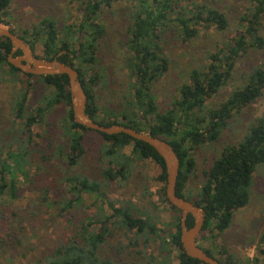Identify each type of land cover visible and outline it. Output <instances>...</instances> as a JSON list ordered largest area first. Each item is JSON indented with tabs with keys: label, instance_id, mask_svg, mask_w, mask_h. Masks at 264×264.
<instances>
[{
	"label": "rangeland",
	"instance_id": "obj_1",
	"mask_svg": "<svg viewBox=\"0 0 264 264\" xmlns=\"http://www.w3.org/2000/svg\"><path fill=\"white\" fill-rule=\"evenodd\" d=\"M195 4L219 9L228 18L229 25L224 31L200 25L199 35L191 40H184L180 29L173 24L164 32L160 43L168 67L153 88L161 110L172 106L179 96V88L189 81L191 70L209 64L210 54L243 30L241 17L251 7L250 0H178L174 16ZM79 5L78 0H12L3 15L4 25L31 40L34 26L49 18L55 22L61 39H72L74 23L80 17ZM142 7L143 0H117L109 7L104 6L97 16L104 33L97 42L96 63L89 70L99 75L94 87L101 118H113L112 113L129 108L127 96L134 80L127 66L129 31L135 14ZM261 33L264 36V26ZM37 53L42 54L41 42L37 43ZM263 65L264 48L249 49L236 62L230 81L207 100L206 110L218 107L245 84L255 68ZM51 92V86L40 75L28 77L22 71L12 73L8 67L0 70V158L7 157L9 151L28 150L27 178L18 177L16 197L9 194L0 197V216L12 222L5 224V232L1 227L0 264L36 263L44 257L45 251H53L67 242L89 220L94 222L95 231L100 227L107 229L106 242L101 247L105 258L137 264H178L180 252L169 243V234L174 231L173 213L163 200L160 166L151 159H140L129 146L125 149L128 177L119 175L109 179L105 171L110 167L118 172L125 159L118 158V163L113 164L111 159L114 158L105 154L104 138L92 130L84 136V155L78 160L76 154L68 155L70 137L63 105L51 107L43 120L26 128L25 119L17 116L18 103L24 94H27L25 112L35 113ZM262 116L264 93L233 116L219 139L193 150L196 166L186 196L196 200L205 182V170L224 147L237 144ZM81 177L96 181L100 186L95 193L82 192L78 200V193L70 192V187ZM48 199L55 200L53 206L47 205ZM69 201L72 204L66 210ZM112 206L129 210L149 226L139 232L126 227L120 217L106 221L113 213ZM263 233L264 164H261L253 176L249 204L235 212L230 227L223 233L200 234L198 243L232 264H254L255 259H264Z\"/></svg>",
	"mask_w": 264,
	"mask_h": 264
},
{
	"label": "trees",
	"instance_id": "obj_2",
	"mask_svg": "<svg viewBox=\"0 0 264 264\" xmlns=\"http://www.w3.org/2000/svg\"><path fill=\"white\" fill-rule=\"evenodd\" d=\"M115 1L117 0H78L80 17L79 21L74 23L75 29L72 30L75 36L72 39H61L59 29L49 18L34 26L33 39L21 37L29 42L37 57L52 60L58 56L60 61L72 65L79 72L80 81L87 94L86 113L95 121L106 126L122 124L168 141L180 158L176 193L193 201L206 212L204 227L200 234L213 231L223 233L230 227L235 212L249 204L254 173L259 165L264 164V116L256 119L237 144L224 147L220 155L205 170V182L196 200L186 196L188 182L196 166L192 152L199 145L219 139L233 116L257 101L264 93L263 65L255 68L247 76L245 84L234 90L218 107L208 110L205 108L207 100L230 81L238 59L251 48H264V36L261 33L264 26V0H250L251 7L240 21L243 30L221 49L211 53L209 64L191 70L189 81L179 88V96L173 100L172 106L165 110L160 109L153 89L154 83L168 67V59L160 43L164 32L173 24L180 29L184 40H191L199 35L200 25L215 26L218 30L224 31L229 21L219 9L206 4H195L193 8L185 11L181 9L174 16L178 0H143L144 7L135 14L129 31L130 55L127 58V66L134 78L127 96L129 108L121 113H112L113 118H101L94 87L98 83L99 75L97 72H91L89 68L96 63L97 42L104 33L103 26L97 23V16L104 6L109 7ZM11 2L12 0H0L2 23L3 15ZM38 42L42 43L41 55L37 53ZM11 50V41L8 38H0V70L8 67L12 73L21 72L8 62ZM16 54L20 55L21 51ZM41 78L51 86L52 92L46 97L45 103L38 106L35 113L25 112L27 94H24L18 103L17 116L24 118L25 127L30 129L43 120L51 107L63 105L66 110L65 127L70 137L67 154H76L78 160L85 153L83 146L85 133L91 129L74 121L69 79L66 75H47ZM97 133L106 142L105 154L116 160L111 159L113 164L118 163V158L125 159L118 172H114L110 167L105 171L109 179L119 175L128 177L126 169L128 157L125 149L129 146L132 147V153L140 159H151L160 166L159 179L164 184L163 200L173 213L174 231L169 234V243L180 252L178 264H204L189 257L183 250L180 225L182 213L171 205L166 197L167 175L160 154L148 143L124 133L115 135ZM27 152L28 150L9 151L7 157L0 158V197L5 194L12 198L16 197L18 177L27 178L25 169ZM72 159L71 157L70 160ZM75 162L73 159L72 163ZM99 186L98 182L81 177L71 184L70 192H77L79 200L82 192L95 193ZM47 202L48 206H53L55 200L48 199ZM71 202L65 205L66 210ZM112 210L113 213L106 217V221L117 216L130 230L136 229L139 232L149 226L147 222L134 217L129 210L114 206ZM9 222L7 217L0 216V233L2 230L5 232L4 227L12 223ZM193 223L194 219L189 215L187 225L191 227ZM106 238L107 229L100 227L95 231L94 222L89 220L87 224H82L81 229L67 242L56 246L53 251H45L44 257L32 264H137L115 262L105 258L101 247ZM262 241L264 242V233ZM204 249L221 262L232 264L230 260L215 256L210 249ZM261 253L264 255V248ZM254 264H264V259L262 261L255 259Z\"/></svg>",
	"mask_w": 264,
	"mask_h": 264
},
{
	"label": "water",
	"instance_id": "obj_3",
	"mask_svg": "<svg viewBox=\"0 0 264 264\" xmlns=\"http://www.w3.org/2000/svg\"><path fill=\"white\" fill-rule=\"evenodd\" d=\"M0 38H8L12 43V50L8 55V62L26 74L32 75H66L69 79L74 121L93 131L108 135L127 134L130 137L151 145L163 158L166 168V197L171 205L179 209L181 216V241L184 252L191 258L198 259L204 264H225L198 244V237L203 230L206 212L193 201L176 193V184L180 171V158L173 146L166 140L153 136L147 132L138 131L122 124L110 126L102 125L86 113L87 94L80 81L79 72L70 64L59 60L56 56L52 60L37 57L29 42L16 34L12 29L0 22ZM21 51L20 55L16 53ZM191 215L194 223L187 225V218Z\"/></svg>",
	"mask_w": 264,
	"mask_h": 264
}]
</instances>
